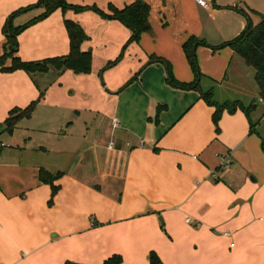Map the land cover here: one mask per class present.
Wrapping results in <instances>:
<instances>
[{"label": "crops", "instance_id": "obj_1", "mask_svg": "<svg viewBox=\"0 0 264 264\" xmlns=\"http://www.w3.org/2000/svg\"><path fill=\"white\" fill-rule=\"evenodd\" d=\"M38 1L0 0V51L8 18ZM144 1L152 32L139 43L127 45L130 30L92 10H57L18 36L24 62L67 56L65 21H73L89 37L82 50L93 62L90 74L0 71V124L44 93L31 118L0 137L8 146L0 151V264H104L114 256L150 264L151 252L164 264H264V136L240 109L224 111L218 134L215 108L198 91L172 88L162 64L147 65L163 58L179 82L192 83L184 44L193 36L211 46L238 37L230 22L220 43L212 41L239 0H204L207 8L196 0ZM134 2L68 0L105 12ZM42 13L23 12L14 24ZM197 54L202 89L230 81L238 56L231 48ZM42 169L62 174L52 204Z\"/></svg>", "mask_w": 264, "mask_h": 264}, {"label": "trees", "instance_id": "obj_2", "mask_svg": "<svg viewBox=\"0 0 264 264\" xmlns=\"http://www.w3.org/2000/svg\"><path fill=\"white\" fill-rule=\"evenodd\" d=\"M43 9V13L38 17L31 20L23 26H16L14 19L21 13L32 10ZM67 11L73 10L82 12L92 10L99 14L106 20H114L122 23L131 32L130 40L127 45L139 43L142 35L152 32L150 24L151 6L144 0H136L133 4L126 6L120 10L114 5H109L108 12L102 11L97 7H75L68 3V0H39L34 6L21 10L10 16L3 28L5 37L0 51V71L2 73H12L18 70L25 71L29 75L47 73L51 68L58 71H73L76 74H90L92 72L93 55L91 51L84 52L82 45L89 40L88 35L84 29L77 23L66 20L65 26L70 39V53L67 56L46 59L39 62H24L18 55L19 42L18 36L30 25H33L41 20L46 19L57 10ZM246 15V14H245ZM201 47L210 48L212 51L217 52L224 48H231L237 55L242 57L249 67H253L256 71L255 81L259 89L261 101L264 103V16H261L259 24L253 26L248 25L246 29L235 39L225 42L220 46H211L206 40L198 37H191L183 46L184 54L194 74V81L192 83L179 82L173 73L172 65L167 60L152 56L147 65L155 63L162 64L167 72V83L174 89L182 91H198L201 98L210 106L215 108L213 117L216 126V132L220 133L219 122L222 118L224 111L234 113L240 109L248 117L251 129L255 124L251 119L252 108L246 107L243 103L228 102L225 104H218L213 100L212 91L205 92L201 87V81L205 77L201 71L198 60V49ZM121 55L117 60L110 62L103 72L122 60ZM133 81V80H132ZM131 81V82H132ZM130 82V83H131ZM44 93L42 92L38 101L33 102L26 109H14L10 112L9 117L3 124H0V137L2 134L7 133L12 135L22 119L31 118L36 106L43 99ZM163 107L159 108L161 112ZM62 176L61 173L53 175L52 173L42 169L39 173V179L42 183L48 184L52 187V199L50 204L53 203L54 197L59 191V187L55 185L56 181ZM150 264H164L156 252H151L148 257ZM123 259L121 256H114L105 261L104 264H122ZM71 264V263H67Z\"/></svg>", "mask_w": 264, "mask_h": 264}, {"label": "rangeland", "instance_id": "obj_3", "mask_svg": "<svg viewBox=\"0 0 264 264\" xmlns=\"http://www.w3.org/2000/svg\"><path fill=\"white\" fill-rule=\"evenodd\" d=\"M237 3V8H227L234 13L229 12L226 17L221 19L222 28L215 32L218 36L212 41L220 43L218 41L222 39L220 37L222 34L219 32L230 22L232 29L239 27V31L242 33L248 25L252 24L253 26H256L259 24L261 16H264V0H239ZM202 39L209 43L206 38L202 37ZM224 43L225 42L218 46ZM236 58L237 59L228 74V77H230L229 82H225L222 85L211 83L210 87L204 86L206 84H203V89H205V92L212 91L213 100L218 104L239 101L246 107L252 108L251 117L253 122H255L257 128H259L258 131L264 136V104L260 100V95L257 93L258 86L255 81L256 71L253 67L247 66L244 59L239 55ZM256 105L257 107H254ZM5 138H7V141L9 135Z\"/></svg>", "mask_w": 264, "mask_h": 264}, {"label": "built area", "instance_id": "obj_4", "mask_svg": "<svg viewBox=\"0 0 264 264\" xmlns=\"http://www.w3.org/2000/svg\"><path fill=\"white\" fill-rule=\"evenodd\" d=\"M196 1H197V3H198L200 6H202V7H205V8L209 7V4H208L207 2H205L204 0H196ZM113 124H114L115 127H118V126L120 125L119 120H118V119H114V120H113ZM6 147H8L6 144L0 142V151H1L2 149L6 148ZM109 148H110V149H113V144H112V143L110 144ZM214 176H215V175H214ZM186 222H187V223H190L189 219L186 220ZM225 236H229V234H228V233H225Z\"/></svg>", "mask_w": 264, "mask_h": 264}]
</instances>
